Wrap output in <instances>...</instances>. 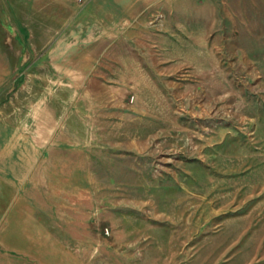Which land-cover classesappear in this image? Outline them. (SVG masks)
I'll return each mask as SVG.
<instances>
[{
    "label": "rangeland",
    "instance_id": "374dc122",
    "mask_svg": "<svg viewBox=\"0 0 264 264\" xmlns=\"http://www.w3.org/2000/svg\"><path fill=\"white\" fill-rule=\"evenodd\" d=\"M77 1L0 0V264H264V0Z\"/></svg>",
    "mask_w": 264,
    "mask_h": 264
},
{
    "label": "crops",
    "instance_id": "0c3cea01",
    "mask_svg": "<svg viewBox=\"0 0 264 264\" xmlns=\"http://www.w3.org/2000/svg\"><path fill=\"white\" fill-rule=\"evenodd\" d=\"M29 2H30V7H32L34 10H35V7H37V0H28ZM43 1H46L44 4L42 3ZM139 1V4L142 6V8L143 9H145L144 7H143V5H149L151 2H150V0H138ZM134 2H137L136 0H128L127 1V5H126V8H124V10L121 12L123 15H126V16H129V17H131L132 18V16L134 15V16H136V15H139L140 14V12H139V10H133L132 9V6L133 5H136V4H134ZM78 1L77 0H38V5H39V7L40 6H42V7H44L43 9H45L48 5H50V4H54L55 6H56V9H57V14H58V17L60 16V18L61 19H63V16H68V15H71V14H68V13H76V10H77V6H78ZM43 4V5H42ZM125 7V6H124ZM42 9V10H43ZM141 9V8H140ZM43 12H44V10H43ZM43 12H41L40 10L38 11V13H39V15L41 16V13H43ZM68 14V15H67ZM44 15L48 18V16L49 15H46L45 14V12H44ZM31 17V16H30ZM29 17V19H28V21H19L20 22V25H21V27H22V29L23 30H26V31H30L31 32V34H29V37H31L32 36V38L33 37H35L34 36V34H33V31L35 30V28H34V24H32V23H35L34 22V17L33 18H30ZM40 19H41V17H40ZM39 20V19H38ZM39 22H40V20H39ZM19 25V24H18ZM19 25V26H20ZM19 28V27H18ZM35 45H36V43H35ZM99 91H105V90H99ZM73 110V109H72ZM70 111V110H69ZM68 114H70L69 112H67ZM68 116V115H67ZM66 116V117H67ZM70 116H71V114H70ZM61 120L63 119L62 118V116L60 115V117H59ZM64 123V122H63ZM64 125V124H63ZM62 126V125H61ZM30 153V155H29V158H28V160H23V162H18L17 160H15V157L14 156H10V152H8V158H12V160L11 161H9V162H7L8 163V165H10L9 166V168H11V165H12V167H15L14 169H16L17 171L16 172H14V170L12 169V171L11 170H8V171H5V180L7 181V183H9L10 184V186L12 185V187H13V191H14V189L16 188V187H19L20 185V183H22L23 185H25V184H27L28 182L30 183V182H37V179H38V177H36L35 176V171H36V169H38V166H40V163L39 162H36V158L34 159L33 157H32V153L31 152H29ZM8 160V159H7ZM17 161V162H16ZM21 163V164H20ZM39 163V164H38ZM32 165L33 167H37L36 169H34L35 171H34V173H28L27 172V168H28V166L29 165ZM22 166H24V168H25V171L21 174L20 173V175L23 177L24 176V178H23V180L21 179L20 180V178H19V176H18V168H21ZM39 170V169H38ZM38 170H37V172H38ZM26 172V173H25ZM25 174V175H24ZM28 175V176H27ZM32 175H33V177H32ZM27 176V177H26ZM34 176L37 178H34ZM38 180H41V178L40 179H38ZM22 181V182H21ZM21 184V185H22ZM14 193V192H13ZM12 198H10V200H11Z\"/></svg>",
    "mask_w": 264,
    "mask_h": 264
}]
</instances>
